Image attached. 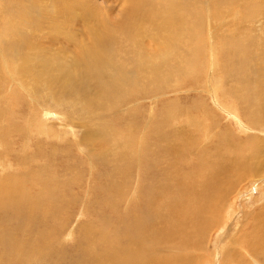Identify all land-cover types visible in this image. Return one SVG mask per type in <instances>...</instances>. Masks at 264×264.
Wrapping results in <instances>:
<instances>
[{
    "label": "rangeland",
    "instance_id": "1",
    "mask_svg": "<svg viewBox=\"0 0 264 264\" xmlns=\"http://www.w3.org/2000/svg\"><path fill=\"white\" fill-rule=\"evenodd\" d=\"M39 1L42 5H47V3H54L56 0ZM17 2L18 0H14L12 5V12L14 11L16 16L13 17L11 24L13 23L12 26L15 27L19 38L32 39L33 44L30 47L32 49L29 48L26 52L21 50V53L31 52L33 54L35 52V56L40 55L49 63L54 60L60 64L61 62L66 64L70 59L77 58L81 51L80 47L90 42V34L86 24L81 20L80 11L74 13L75 22L71 25L70 33L75 36L72 40L73 43H70L64 40V35L54 37L48 30V22L42 23L43 31L40 33H33L27 29L25 26L29 28L31 25V19L23 14L27 3L17 5ZM123 2L125 0H91L92 6L98 8L100 18L110 23L123 19L121 15ZM233 2L235 3L230 4H233V7L224 5L220 7L221 11L217 9L215 13L211 8L204 11L207 13L204 15V20H199L202 25V33L201 37L197 38L198 42L195 45L198 54L194 53L195 63L198 61L200 64L198 66L200 72L197 75L200 79H196L197 82H192L195 79L194 76L188 79L176 73L178 79L175 77L169 84L166 83V80L161 79L157 85H154L149 81L151 78L147 79L150 76L145 70L134 64H129L128 69L132 74L135 73L137 83L122 86L114 101L103 100V109L90 112V110L83 109L84 102L78 98L73 99L72 104L76 106L72 105L71 109L65 104L55 105L47 98L43 86L38 89L32 86L35 79L24 76V79L21 77V81H19L18 77L20 76L14 75L12 70L7 74L6 59L12 60L6 58L8 54L5 51V41L8 35L6 30H8L10 20L6 14L7 8L3 0H0V108L3 112L0 115V128L11 130L10 138L4 137L3 141L0 140V153L4 154V157L0 158V177L5 174L20 176L23 172L30 171L29 169L39 168L42 170L41 175L47 178V182L32 183L30 181L31 183L28 184L24 182V189L31 197L23 201L24 204L19 208L20 211L16 210L18 207H12L7 202V205L1 208L0 257L4 256L2 259L0 258V264H90L92 257L95 256L99 258L100 262L106 263V259L98 254L109 245H113L115 250L121 253V250L128 245L129 234L133 232L134 228V223L130 219L136 212L133 209L142 208L141 204L145 203V196L148 198H146V204L148 203L150 199L147 195L149 183L156 185L161 179L164 181L166 177H170L169 174L175 171L173 166L181 171L180 166L185 168L189 165L190 169L186 168L184 172H193L192 167L201 162L204 153L214 152L217 148L214 146L221 142L220 138H223L226 131L229 132L234 144L241 143L243 145V150L248 152V156L258 152L255 161L262 162L259 165L260 172L257 176L245 175L244 178L242 177L241 181L237 182V189L233 185V192L228 199L230 204H226L231 209L224 207L221 223L214 228L209 238L206 236L208 240L204 238L203 242H199V244L202 243L199 245V249L187 250L188 254L186 250L181 253L172 250V254L187 256L190 260H187L186 264H225L227 261V264H255L249 257L247 248L238 246L237 242L256 227H260L264 232V156H259L264 154V122L256 125L248 121L245 116L248 105L227 93V86L232 82L229 83L225 79V63L221 56L223 55L222 39L226 34L227 36L231 33L235 36L237 34L239 37L238 34L241 32L239 38H242V41H246L248 38L247 33L251 37L263 35L264 0H233ZM248 3L260 6L262 12L254 15L253 18H247L245 8ZM97 8L95 9L97 10ZM240 12L242 16L245 15L246 21ZM234 14L238 15L234 16ZM210 15L212 18L208 17ZM221 18L223 19L222 23ZM214 19L220 20L215 22ZM235 19L239 22H235ZM251 19L256 23L254 24ZM223 23L224 25H222ZM235 24L237 25L235 26ZM233 29H236L237 33ZM228 32L230 33L228 34ZM86 37L87 39H85ZM164 37L165 35H163ZM157 39L161 44L165 43V38ZM146 43H150L144 50L147 57L155 52L158 53L159 44L151 43L150 40ZM61 51H65V53ZM59 53L61 59L58 56ZM127 57L135 59L134 54L129 56L127 54ZM148 58L151 59L150 61H155L151 57ZM28 65L29 68L25 67L24 69L29 71L36 69L35 64L28 63ZM55 75L56 79L62 80L64 77L60 76L57 71ZM231 85L233 86V84ZM59 88L60 85L59 87L55 86L53 90L59 91ZM192 102L195 103V109L190 106ZM174 108L176 109L175 113ZM207 110H210V113ZM199 111L200 113H198ZM230 118L232 119L230 120ZM214 124L218 133L213 127ZM68 125H71V128ZM15 129H19L21 133L15 134ZM99 131H105L103 138L96 134ZM176 132L186 134V138L190 136L192 139L194 138V142L182 148L184 154L179 159L181 163L177 162L176 158L173 159V156H170L171 158L169 157L168 160L165 158L168 152L173 154L167 141L170 140V146L179 144L175 142ZM166 135L169 136L166 137ZM163 137L169 139L166 140ZM12 140H17V145L20 141L19 149L21 145H27L26 156H31L28 157L30 158L29 164L21 165L16 156L12 155L14 150L3 148V145L6 147ZM226 141L223 142L222 147ZM258 141L260 142L255 144ZM98 148L107 152L106 155L103 156L105 152L103 153ZM17 149L15 148V150ZM193 154L196 156H192ZM120 158L126 159L122 163L119 161L118 164L115 160ZM123 169L127 170L126 174H121ZM136 172L138 173L136 174ZM15 178L20 182L18 177ZM113 178H115V185L120 190L119 192L118 190L114 191L113 185L110 184ZM127 183H130L131 186L129 190L125 187ZM119 184H123L122 187ZM19 187L22 188V185L20 184ZM120 188H123L124 191ZM111 191L120 195V197L117 194V197L114 196L118 204L114 203ZM121 191L127 195L125 196ZM2 194H0V202L5 203L6 194ZM17 201L19 200L17 199ZM160 204L165 205L163 202ZM129 209L133 211L129 213ZM31 211L33 216L28 218L29 215L31 216ZM244 222L245 224H243ZM260 228H258L259 231ZM10 239H12L13 247L8 245ZM20 247L27 255L19 253ZM261 249L263 251H259L258 254L262 255L260 254L256 259L260 264H264V248ZM148 253L157 258L161 257L158 252L150 250L142 254L141 260H144ZM199 256L204 261L201 257L200 261L197 260ZM191 257H195V259ZM236 257L239 259L238 263L234 261Z\"/></svg>",
    "mask_w": 264,
    "mask_h": 264
},
{
    "label": "bare ground",
    "instance_id": "2",
    "mask_svg": "<svg viewBox=\"0 0 264 264\" xmlns=\"http://www.w3.org/2000/svg\"><path fill=\"white\" fill-rule=\"evenodd\" d=\"M3 2L5 4V7L7 8L6 14L8 15V18L10 20L8 30H6V33L8 35L5 41V51L8 54L6 58H11L12 60L6 59V65L8 67L7 74H9V71L12 70L14 75L20 76L18 77L19 81H21V77L24 79V76L25 78L35 79V81L32 82V86H34L36 89H38L40 86H43L47 98L51 100L55 105L65 104L66 107L70 108L72 105H75L72 104L73 99L78 98L85 103L82 104L83 109L90 110V112H92L93 110L100 111L101 109H103V100L111 99L110 101H114L118 90L122 86H128L137 83V81L135 80V73L132 74L128 69L129 64H134L138 68L145 70L148 73V76H150L147 79L149 80V78H151V80L149 81L154 85H157L161 79L166 80V83L169 84V82L175 77L176 79H178L176 73L188 79L194 76L195 79L192 82H195L196 79H200L199 77H197L198 73L200 72V70L198 69V66L200 64L198 61H196L195 63L194 58V53H196V55L198 54L197 49L195 48V45L198 42L197 38L202 33V25H200L199 20H204V15L207 14L204 11L210 8L215 13L217 9L220 10L221 6L235 3L233 2V0H125V2H123V10L121 14L123 16V19L121 21H111L110 23L100 18L98 14V8L95 7L97 8L96 10L92 6L93 4H91V0H56L54 3H47V5H42L39 0H18L17 5L21 3H27L25 6L26 9H23V14L27 16V18L31 19V25L29 26V28L25 26L27 29H29L33 33H40L43 31L42 23L48 22V30L54 37L64 35V40L70 43H73L72 40L75 36L70 33L71 25L73 22H75L74 13L75 11H80L81 20L84 24H86L90 34V42L80 47L81 51L78 54L77 58H73L72 60L70 59V61L66 62V64H64L63 62H61L60 64L58 62H55L54 60L49 63L40 55L35 56V52L33 54L31 52L25 53L27 49L32 47V39L23 40L21 37L19 38V36L16 34L15 27L12 26L13 23L11 24V22L13 21V17L16 16L15 12H12V5L14 0H3ZM242 6L244 7V4ZM228 10L230 9L228 8ZM233 12L235 13L236 11ZM245 12L247 14V18H253L254 15L258 14L259 12L261 13L262 9H260V6H257L254 3H248L246 5ZM235 15L236 14H234V16ZM244 16L245 15H243L242 17L246 21L247 18ZM102 17L104 16L102 15ZM208 17L210 18L211 15ZM104 18H106V16ZM216 20L220 19H214L215 22ZM253 21L254 20H252V22ZM218 22L219 21H217V23ZM222 22L223 19L221 23ZM235 22L239 21L236 20ZM222 25H224V23ZM236 25L237 24H235V26ZM244 27L245 26H243V28ZM233 30L235 31L236 29ZM225 32L227 33V31ZM225 32L223 33L224 35L226 34ZM229 33L230 32H228V34ZM240 33L238 34L239 37ZM43 34L45 36V33ZM247 34L248 38L246 39V41H242V38L240 39L239 37H237V34L236 36L232 33L229 36H227L226 34L225 37L222 35L224 38L222 39L223 55L221 54V57L224 59L225 63V79L229 83L232 82L231 84H233V86L231 84H228L227 93L241 100L243 104L248 105L245 116L247 117L248 121H250L252 124L257 125L264 122V32L263 35H260V37H258L257 35L255 37H251L249 36V33ZM163 35H165V39L163 38ZM157 38L164 39L165 43L161 44L159 39ZM85 39H87V37ZM148 40H150L151 43L159 44L157 47L158 53L155 52L153 53V55L148 56L153 58V60L155 59V61H150L151 59L149 60L146 53H144L145 48L148 44H150L146 43L148 42ZM187 41L189 42V44ZM81 42L82 41L80 40V43ZM21 50L25 52L21 53ZM61 52L65 53V51ZM127 54L128 56L134 54L135 59L131 57L128 58ZM58 56L60 57V53ZM12 57H14L15 59H13ZM28 63L35 64L36 69L34 71L24 69L25 67L29 68ZM56 71L60 76H64L62 80L60 78L56 79L54 77L56 76ZM24 82L26 84L25 80ZM147 83L149 82L147 81ZM59 85V91H54L53 88L55 86L59 87ZM190 106L195 109L194 102H192ZM40 107L42 109L41 105ZM198 107H200V105ZM175 112L176 109L174 113ZM207 112L210 113V110H207ZM2 113L3 112L0 108V115ZM198 113H200V111ZM231 119L232 118H230V120ZM170 122L172 121L170 120ZM213 127H215V124ZM182 129L184 130V128ZM215 130L217 131L216 127ZM14 131L15 134L21 133L19 129H15ZM207 131L209 132V129ZM10 132V129L0 128V140L3 141L4 137L10 138ZM104 133L105 131H99L96 134L103 138ZM217 133L216 135L218 136ZM175 134V142L179 144H175L172 146H170L171 142L170 140H168L169 138H166L169 135L163 137L168 140L167 145L173 152V154H169L168 152V155L165 158H167L168 160L170 156H173V159L176 158L177 162H180L179 159L184 154L182 153V148L191 144V142H194V138L192 139L191 136L186 138V134H183L182 132H176ZM205 138L207 139V137ZM220 139L222 143L220 142V144L217 142L218 145L214 146L217 147L214 152L204 153V155L201 157V162H199L197 166L192 167L193 172H184L186 168L190 169L189 165L185 168H182L180 166L179 168L181 169V171L178 170V168H175L176 166H173V169L175 171H173L172 174H169L170 177H166L164 181H162L161 179L156 185H151L149 183L148 186L147 184V186L149 187L147 188V195L150 197L148 203L146 204L147 196H145V203L141 204L143 205L142 208L140 207L141 209L137 210L136 208H131L137 213L134 212L130 218L134 223V228L133 232L129 234L128 245L121 250V253L117 252L113 245H109L107 248H105L104 251L98 254L102 255L106 259V263L100 262L99 258L95 256L92 257V261L90 264H186L188 257L185 255L174 256L172 254V250L178 251L179 253L186 250V253L188 254L187 250L199 249V245L202 244H199V242H203L204 238L208 240L214 228L221 223L224 207L227 208L228 205L226 204H230L228 199L233 192V185L237 189V182L241 181L242 177L244 178L245 175L257 176L258 172H260L259 165H261L262 162L255 161L257 159L258 152L248 156V152L243 150L244 147L241 143L234 144L231 141L232 137H230L228 131H226L223 135V138ZM17 140L8 142V145H6V147L3 145V148L11 149L12 151L14 150V153L12 155L16 156L18 162L21 165L24 164L23 166H25L30 163V158L28 157L31 156H26V144L21 145V148L19 149L18 145L20 141L17 145ZM225 140H227L226 144L222 147V144ZM259 142L260 141L255 142V144H258ZM15 148L18 149L15 150ZM209 150L211 149L209 148ZM102 152L101 154L103 155L105 151L103 153ZM106 153L107 152H105L103 156H105ZM192 156H196V154H193ZM259 156H264V154ZM2 157H4V154L0 153V158ZM123 159L124 158H120L115 161L119 164V161H121L122 163V161H125L126 158L124 160ZM116 162L115 164H117ZM29 170L30 171L23 172L20 176L5 174L4 176L2 175V177H0V194H6V199H4L6 200L5 203L0 202V211L2 207L7 205L6 202L10 203L12 207H18L16 208V210L20 211L19 208L23 206V201H26L31 197L24 189V182H26V184L41 181L47 182V178L41 175V169L38 168ZM252 170L253 173L251 174ZM126 173L127 170L125 169L121 171V174ZM137 173L138 172H136V174ZM15 177H18L20 182H18ZM111 180L112 181L110 182V184L113 185L114 191L118 190L119 192L120 190L117 189V186L115 185V178ZM20 184L22 185V188L19 187ZM129 184H124L125 187L128 188L125 189L129 190V188L131 187ZM122 185L120 186L122 187ZM122 191H124V189ZM112 192L113 191H111V196L114 200V203L118 204V202L114 198L117 193ZM118 196L120 197V195ZM17 199L19 201H17ZM161 202H163L165 205L160 204ZM228 208L231 209L230 207ZM10 209L12 210V208ZM133 210L129 209L128 211L129 213H131V211ZM15 213L18 214V212ZM30 214L31 216L29 215L28 218L33 216L32 211ZM243 224H245V222ZM248 228L247 230H251V228ZM258 228L256 227L253 231H249L245 234V236H243L241 241L239 240V242H237L238 246L247 248V251L250 255L249 257L255 264H260L256 257L261 254H258L259 251H263V249L261 248H264V232L261 228L259 231ZM8 245L10 247H13L12 239L9 240ZM201 247L204 248L203 246ZM202 248L200 249L201 251ZM150 250L158 252L161 257L157 258L155 256L149 255L148 253L146 258L144 260H141L142 254ZM19 253L21 255H27L22 247L19 248ZM3 256L4 255H1L0 258L2 259ZM200 257L201 256H199L197 260L200 261ZM193 259H195V257ZM202 260L204 261V259ZM234 261H237L236 263H238L239 259H237L236 257V260ZM227 263L228 261L225 264Z\"/></svg>",
    "mask_w": 264,
    "mask_h": 264
}]
</instances>
